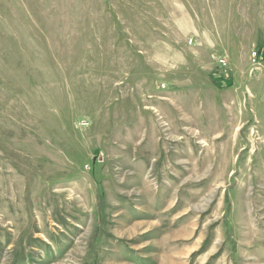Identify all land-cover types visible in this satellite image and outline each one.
I'll return each mask as SVG.
<instances>
[{
	"label": "rangeland",
	"instance_id": "rangeland-1",
	"mask_svg": "<svg viewBox=\"0 0 264 264\" xmlns=\"http://www.w3.org/2000/svg\"><path fill=\"white\" fill-rule=\"evenodd\" d=\"M0 264H264V0H0Z\"/></svg>",
	"mask_w": 264,
	"mask_h": 264
},
{
	"label": "built area",
	"instance_id": "built-area-1",
	"mask_svg": "<svg viewBox=\"0 0 264 264\" xmlns=\"http://www.w3.org/2000/svg\"><path fill=\"white\" fill-rule=\"evenodd\" d=\"M222 64H223V61H222Z\"/></svg>",
	"mask_w": 264,
	"mask_h": 264
}]
</instances>
